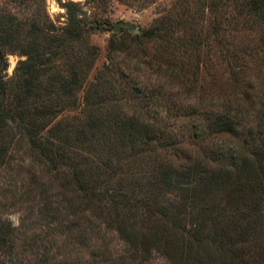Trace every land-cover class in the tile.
I'll return each instance as SVG.
<instances>
[{"label": "rangeland", "instance_id": "obj_1", "mask_svg": "<svg viewBox=\"0 0 264 264\" xmlns=\"http://www.w3.org/2000/svg\"><path fill=\"white\" fill-rule=\"evenodd\" d=\"M225 3L220 0L210 8L200 0H0V75L9 91V111L0 114V264H139L130 259L128 245L116 232L83 211L73 192L61 188L31 145V124L19 117L16 97L26 60L22 53L33 42L45 59L58 53L43 78L44 91L59 86L74 64L85 84L106 78L123 90L125 109L139 105L140 97H150L158 121L176 135V156L174 151L162 153L163 164L196 158L223 171L250 152L264 157V26L252 21L228 24ZM69 9L81 23L80 34L57 47L55 39L66 36ZM156 25L164 26L167 37L179 44L166 50L158 39L132 43L131 37ZM112 40L123 46L109 56ZM191 40L199 45L194 47ZM228 48L233 70L225 57ZM86 52L93 54L87 57ZM174 56L185 63L184 84H172L157 71ZM194 64L199 69L192 78ZM106 67L110 72H104ZM51 71L62 79L52 80ZM43 105H55L54 121L62 127L68 116L79 114L66 110L60 92L22 103L29 116ZM228 113L232 132L212 133L218 117ZM50 123L42 132L46 139ZM143 264L172 263L153 253Z\"/></svg>", "mask_w": 264, "mask_h": 264}, {"label": "trees", "instance_id": "obj_2", "mask_svg": "<svg viewBox=\"0 0 264 264\" xmlns=\"http://www.w3.org/2000/svg\"><path fill=\"white\" fill-rule=\"evenodd\" d=\"M219 1L200 0L210 8ZM223 6L230 8L228 24L252 21L264 26V0H226ZM68 14L66 36L55 39L57 47L65 39L71 44L80 34V21L70 9ZM165 30L156 25L131 41L141 45L158 39L169 50L177 39L167 37ZM216 30L212 28L214 34ZM191 43L196 47L194 40ZM121 46L122 42L112 40L109 56ZM231 51L228 48L225 57L233 70ZM22 54L26 60L21 63L23 78L16 104L19 117L31 124L28 132L38 159L46 163L61 188L73 192L83 211L120 236L132 261L143 264L159 253L172 264H264V157L258 151L236 158L223 171L207 168L196 158L185 164H163L162 153L174 151L176 156V135L158 121L156 109H150V97H140L139 105L125 109L123 90H116L106 78L85 84L83 72L74 64L59 86L44 91L43 78L58 53L45 59V52L33 42ZM92 54L86 52L87 57ZM185 69V63L174 56L157 71L172 84H184ZM198 69L194 64L192 78ZM51 73L52 80L62 79ZM232 76L237 73L232 71ZM52 92L63 95L67 111H79L67 117L65 127L54 121L55 105H43L31 116L22 106ZM8 94L0 75V114L9 111L5 110ZM47 121L53 122L46 131L48 139L42 135ZM211 130L232 132L230 113L219 116Z\"/></svg>", "mask_w": 264, "mask_h": 264}]
</instances>
